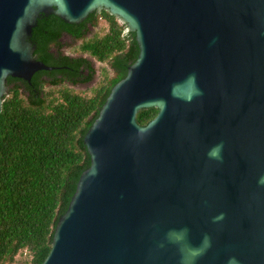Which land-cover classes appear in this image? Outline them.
<instances>
[{
  "label": "water",
  "instance_id": "water-1",
  "mask_svg": "<svg viewBox=\"0 0 264 264\" xmlns=\"http://www.w3.org/2000/svg\"><path fill=\"white\" fill-rule=\"evenodd\" d=\"M96 10L140 55L85 136L44 264H264V0H0V115L9 77L66 69L34 57L38 19Z\"/></svg>",
  "mask_w": 264,
  "mask_h": 264
},
{
  "label": "trees",
  "instance_id": "trees-1",
  "mask_svg": "<svg viewBox=\"0 0 264 264\" xmlns=\"http://www.w3.org/2000/svg\"><path fill=\"white\" fill-rule=\"evenodd\" d=\"M101 21L107 31L87 39ZM37 24L34 57L46 66L66 69L36 73L31 83L7 79L9 93L0 115V264H16L25 253V264H44L57 225L82 174L91 167L85 136L140 55L136 32L106 10L90 13L79 25L55 14ZM64 34L82 41L81 56L64 53ZM82 55L106 63L112 72L90 96L65 87L94 80L93 63ZM158 113L156 107L142 109L137 122L147 126Z\"/></svg>",
  "mask_w": 264,
  "mask_h": 264
},
{
  "label": "rangeland",
  "instance_id": "rangeland-1",
  "mask_svg": "<svg viewBox=\"0 0 264 264\" xmlns=\"http://www.w3.org/2000/svg\"><path fill=\"white\" fill-rule=\"evenodd\" d=\"M119 21L120 23L123 24L121 20ZM106 31H107V24L101 21L96 29L91 30V33L87 36V39H90L94 36L95 37L102 36ZM62 42L65 45L64 48L65 54L73 57L81 56L79 47L81 46L82 41H76L71 36L64 35ZM82 56L88 58L93 63L94 69L96 70V75L94 77V80L87 85L73 86L70 84H66L65 87L67 90H71L79 95L90 96L92 94V90L95 89L99 84H101L106 77L110 76L112 72L106 63H100L89 55H82ZM27 259H29V256L25 253V255H22L18 258L16 264H25Z\"/></svg>",
  "mask_w": 264,
  "mask_h": 264
},
{
  "label": "clouds",
  "instance_id": "clouds-1",
  "mask_svg": "<svg viewBox=\"0 0 264 264\" xmlns=\"http://www.w3.org/2000/svg\"><path fill=\"white\" fill-rule=\"evenodd\" d=\"M222 147H223L222 145H217V146L213 147L210 150V152H209V156L212 157V158L219 159L220 158V152L222 150ZM262 183H264V180H262ZM218 218H222V215H221V217H218ZM229 264H235L234 258L230 259Z\"/></svg>",
  "mask_w": 264,
  "mask_h": 264
},
{
  "label": "flooded vegetation",
  "instance_id": "flooded-vegetation-1",
  "mask_svg": "<svg viewBox=\"0 0 264 264\" xmlns=\"http://www.w3.org/2000/svg\"><path fill=\"white\" fill-rule=\"evenodd\" d=\"M64 36V35H63Z\"/></svg>",
  "mask_w": 264,
  "mask_h": 264
}]
</instances>
